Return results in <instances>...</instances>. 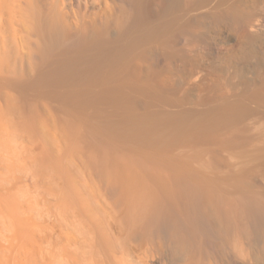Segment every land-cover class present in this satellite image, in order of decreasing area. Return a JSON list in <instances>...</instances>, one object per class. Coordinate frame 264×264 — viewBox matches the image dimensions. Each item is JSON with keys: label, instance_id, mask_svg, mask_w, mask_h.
I'll return each mask as SVG.
<instances>
[{"label": "rangeland", "instance_id": "1", "mask_svg": "<svg viewBox=\"0 0 264 264\" xmlns=\"http://www.w3.org/2000/svg\"><path fill=\"white\" fill-rule=\"evenodd\" d=\"M193 3L190 11L172 4L162 20L100 48L93 60L78 59L28 84H0V245L12 234L13 220L23 221L36 241L52 234L49 225L58 231L65 214L55 197L59 189L75 186L88 197L92 192L91 202H103L85 155L102 142L124 151L181 154L194 166L216 168L230 183L250 178L264 192V0ZM233 4L241 7L242 22L208 21L198 26L190 49L181 39L179 55L156 53L202 11L214 14ZM147 52L156 71L144 64L133 78ZM107 75L115 79L103 81ZM30 115L36 120L26 122Z\"/></svg>", "mask_w": 264, "mask_h": 264}, {"label": "bare ground", "instance_id": "2", "mask_svg": "<svg viewBox=\"0 0 264 264\" xmlns=\"http://www.w3.org/2000/svg\"><path fill=\"white\" fill-rule=\"evenodd\" d=\"M178 1L186 11L194 7L195 0H0V84H28L78 59L93 60L100 48L162 20ZM241 10L233 4L202 11L156 53L179 55V41L190 49L199 25L242 22ZM152 55L136 62L133 78L144 64L156 71ZM95 149L85 155L103 202H91L93 193L75 186L59 189L55 197L65 214L58 231L49 225L52 234L36 241L23 221L13 220L0 264H264V192L253 180L230 183L216 168L194 166L181 154L124 151L103 142ZM53 247L60 258H53Z\"/></svg>", "mask_w": 264, "mask_h": 264}]
</instances>
